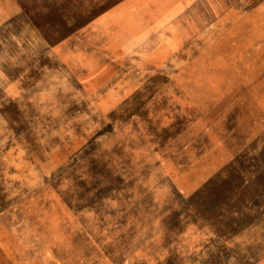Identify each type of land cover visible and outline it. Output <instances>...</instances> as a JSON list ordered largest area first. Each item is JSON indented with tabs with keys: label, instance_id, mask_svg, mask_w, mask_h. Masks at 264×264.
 <instances>
[{
	"label": "rangeland",
	"instance_id": "rangeland-1",
	"mask_svg": "<svg viewBox=\"0 0 264 264\" xmlns=\"http://www.w3.org/2000/svg\"><path fill=\"white\" fill-rule=\"evenodd\" d=\"M0 264H264V0H0Z\"/></svg>",
	"mask_w": 264,
	"mask_h": 264
}]
</instances>
